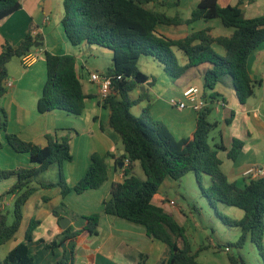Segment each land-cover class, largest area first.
Listing matches in <instances>:
<instances>
[{
    "label": "trees",
    "instance_id": "1",
    "mask_svg": "<svg viewBox=\"0 0 264 264\" xmlns=\"http://www.w3.org/2000/svg\"><path fill=\"white\" fill-rule=\"evenodd\" d=\"M180 3L181 0H64L62 27L69 43L76 47L96 45L113 52L112 66L104 72L111 78L112 92L102 103L110 111L109 125L121 138L125 150L120 162L124 164L125 160H129L130 165L124 170V181L112 186V196L105 202L104 211L144 226L149 238L166 244L169 248L166 264H203L198 261V252L208 247L194 253L186 228L165 209L153 203L168 177L180 181L194 172L202 195L222 222L241 229L242 234L235 247L241 249L251 239L264 257V176L258 179L246 177L243 184H238L224 173L219 152L227 149L222 144L212 146L210 142L211 133L218 127L217 122L209 120L215 108L211 105L198 112L193 135L180 140L164 123L152 117L151 105L141 117L132 113L133 107L150 97L143 92L138 99H132L131 94L149 81L151 86L155 84V79L149 78L138 67L143 56L159 61L173 79L182 78L191 68L208 64L210 67L205 72L204 88L213 91L225 77H231L236 95L243 104L255 94L257 83L249 74L248 60L264 44V15L246 18L239 6L223 7L219 0H201L188 19H184L179 11L169 15L168 10L178 9ZM21 7L19 0H0V21ZM215 19L224 28L233 30L232 35L214 37L212 29L206 28L194 31L183 39H172L158 31L159 25L179 27ZM37 41L38 38L28 35L17 48L9 43L3 46L0 53V100L8 93L5 84L9 79V63L33 52ZM215 45L222 47L225 55H220ZM176 51L185 55L186 65L180 64ZM45 61L47 81L38 102L39 113L63 111L73 116L82 115L92 96L85 93L75 56L46 52ZM218 97L214 94L209 99L214 102ZM7 126L6 117L0 109V131L6 130ZM62 131L66 132L61 134ZM71 132V129H62L47 135L44 147L23 141L14 134L7 135V141L15 152L29 154L32 162L39 166L16 170L0 167V182L17 178L16 184L6 193L16 196L12 213L0 210V247L19 232L24 220V207L39 188L58 187L65 199L72 192L84 194L89 190H98L108 181L106 159L110 154L102 156L95 153L84 177L74 186L67 183L62 165L73 161ZM244 145L242 141L235 140L228 153L229 159L236 160ZM3 148L4 143L0 140V152ZM135 163L140 164L145 179L134 173ZM53 165L60 168L58 181H41L42 175ZM203 175L211 180L207 189L201 184ZM221 204L241 209L244 217L241 220L227 217L219 210ZM64 206L62 204V208ZM54 215L59 220L63 218L59 210H54ZM100 218L98 213L83 216V228L74 230L70 226L64 230L60 243L48 244V250L64 246L63 256L53 264H74L77 241L86 231L97 235ZM38 225L36 220L30 222L25 241L10 251L4 260L0 259V264H37L32 245ZM230 264L245 262L242 258L231 256Z\"/></svg>",
    "mask_w": 264,
    "mask_h": 264
},
{
    "label": "crops",
    "instance_id": "2",
    "mask_svg": "<svg viewBox=\"0 0 264 264\" xmlns=\"http://www.w3.org/2000/svg\"><path fill=\"white\" fill-rule=\"evenodd\" d=\"M19 2L21 9L0 21V53L6 43L14 48L19 47L28 35L38 38L37 42H43L44 45L34 48L33 52L41 53V57L30 67L25 68L19 58L13 59L8 65L9 80L13 86L0 100V109L8 124L6 130L0 131V140L4 143V148L0 152V167L5 170H16L39 166L32 162L29 154L15 152L7 141V135L14 134L23 141L44 147L47 145V135L54 134L57 130L71 129L73 161L62 165L67 183L74 186L84 177L95 153L102 156L110 154L106 159L109 179L98 190H89L84 194L72 192L65 199L58 187L39 188L24 207V220L19 232L14 239L0 247V259L4 260L10 251L25 241L32 220L39 222L32 245L37 264H53L61 258L64 246L53 250L47 249L48 244L60 243L63 240V232L66 229L62 228L60 220L54 215V210H59L63 218L70 220L69 227L72 226L74 230L81 229L85 225L83 216L97 213L101 216L98 234L86 231L77 241L74 264H166L169 258V248L166 244L149 238L144 226L108 215L104 211L105 202L112 196V186L125 179L126 165L120 162L125 150L121 138L109 125L110 111L100 101L97 85L90 81L89 74L83 77L81 70L85 69V65L78 62L77 57L67 46L66 40L59 44L53 43L52 47L48 46L49 40L51 41L55 35L60 39L63 37L64 0H60L58 4L55 0H19ZM200 2L201 0H181L177 10L180 12L181 9H192L193 11ZM219 4L223 7L239 6L245 17L249 19L264 15V0H219ZM179 27L187 28L183 37L172 38L167 34L164 35L172 39H183L194 31L206 28L212 29L214 37H229L233 33L224 30L217 19L209 22L198 21ZM158 31L161 34L165 33L159 27ZM214 48L220 55H225L222 47L215 45ZM46 52L75 56L78 75L82 82L83 78L87 79L88 86H84L85 93L92 96L87 101L82 115L73 116L63 111L39 113L38 102L47 81ZM186 64L187 59L184 65ZM209 67L210 65L206 64L191 68L182 78L165 82L164 88L151 86L149 81V84L142 86L145 91L139 89L132 93L131 97L138 99L141 93L147 92L150 99L138 104L141 113L151 105L152 117L164 123L177 140L193 135L198 113L190 107L180 110L173 105V101L184 100V93L192 87L201 90L208 100V106L212 105L216 108L217 102L224 100L225 106L213 111L221 117L214 121L218 123V127L213 131L214 135H210V142L212 146L222 144L226 147V151L219 152L222 170L231 181L243 184L252 168L264 170V44L254 51L248 60L249 74L257 85L254 96L245 104L239 101L231 77H225L213 91L204 88L205 72ZM214 94L219 97L213 102L209 98ZM65 132L62 131L61 134ZM235 140L242 141L245 145L238 158L231 160L228 153L234 147ZM134 166V173L137 175L138 163ZM54 167H56L54 170L50 168L43 174L41 181H58L60 168L58 165ZM50 173L53 180L48 179ZM16 182L17 178H12L0 184V189L3 190L0 192V210L3 213L13 211L16 196L4 195ZM208 184L210 186L211 183ZM179 187L181 186L178 181L168 177L153 199V203L165 209L185 227L188 219L186 209L168 197L169 191ZM172 201L176 206L170 204ZM62 204L65 205L63 208Z\"/></svg>",
    "mask_w": 264,
    "mask_h": 264
},
{
    "label": "rangeland",
    "instance_id": "3",
    "mask_svg": "<svg viewBox=\"0 0 264 264\" xmlns=\"http://www.w3.org/2000/svg\"><path fill=\"white\" fill-rule=\"evenodd\" d=\"M58 4L60 0H55ZM177 9H171L168 11L169 15H175ZM192 9H181L180 13L183 18H188L191 15ZM161 30L172 38L183 37L185 34L186 27H168L159 25ZM224 30L232 32L233 30L223 28ZM61 39L58 35H55L52 40H49L50 47L54 44L67 42L72 53L77 57L78 62L85 65V69L81 70L83 77L90 74L89 72H106L108 68L112 66L113 52L96 45L83 44L82 46L76 47L68 43L64 31L62 29ZM69 51V50H68ZM71 53V52H70ZM176 55L181 65L186 63V57L182 52L176 51ZM18 58H15L17 60ZM139 69L147 75L149 78L155 79V86L158 88H164L165 82L173 80L164 71L163 65L155 58L150 56H143L139 60ZM191 70V69H190ZM194 71V70H193ZM192 71V72H193ZM198 72V71H196ZM86 78H83L84 86L87 87ZM177 80V79H176ZM170 82V81H169ZM132 113L136 117H141V107L136 105L132 109ZM221 116L213 112L209 118L211 122L219 120ZM214 135L212 132L211 136ZM89 144L92 142L88 141ZM53 165L50 170H54ZM52 172V171H50ZM64 177V171L62 172ZM137 176L141 179H145V174L138 163ZM52 173L49 174L48 179L51 178ZM43 176V175H42ZM211 183L210 177L203 175L201 178V184L205 189L209 187ZM1 184V182H0ZM181 186L176 190L168 192L169 199L175 200L178 204L186 209L187 222L185 228L187 230V236L191 244V248L194 253L198 252L199 249L208 247L205 250L198 252V261L203 264H230V257L235 256L236 258H242L245 264H264V257L256 245L248 239L244 247L238 249L235 244L241 237V229L236 227L227 226L218 217L215 210L209 205L207 199L202 195L201 186L197 180L194 172L189 173L187 176L178 181ZM1 187V185H0ZM3 190L0 189V192ZM6 196V194H5ZM219 210L229 218L238 220L243 218L244 212L236 207L227 206L224 204L219 205ZM191 212V214L189 213ZM11 221V218H10ZM20 237V235H17ZM229 246L231 249L230 253L225 252V247ZM221 248V250H220Z\"/></svg>",
    "mask_w": 264,
    "mask_h": 264
},
{
    "label": "built area",
    "instance_id": "4",
    "mask_svg": "<svg viewBox=\"0 0 264 264\" xmlns=\"http://www.w3.org/2000/svg\"><path fill=\"white\" fill-rule=\"evenodd\" d=\"M40 57H41V53L31 52L21 59L22 65L25 68H28L32 64H34L36 61H38ZM89 79L92 83L97 85L100 101L103 102L104 100H106L112 92L111 78H109L105 73L90 72ZM5 85L7 89L13 86L12 82L9 79L6 81ZM173 105L178 107L180 110L190 107L195 112L198 113L208 106V100L203 97V94L199 88L192 87V88H189L184 93V100L180 102L173 101ZM224 106H225V102L223 100H219L217 102V107L215 109L218 111L220 110V108ZM124 164L126 165V167H128L130 165L129 160H125ZM263 176H264V170L261 168H252L251 170H249L248 174L246 175V177L251 178V179H258ZM170 204L172 206H176V203L173 201L170 202ZM225 252L227 253L231 252V249L229 246L225 247Z\"/></svg>",
    "mask_w": 264,
    "mask_h": 264
},
{
    "label": "water",
    "instance_id": "5",
    "mask_svg": "<svg viewBox=\"0 0 264 264\" xmlns=\"http://www.w3.org/2000/svg\"><path fill=\"white\" fill-rule=\"evenodd\" d=\"M43 45H44V43L43 42H40V43H37L35 45V47H41ZM141 89L143 91H145V88L144 87H142ZM122 166H123V164H121V167ZM60 225L62 226L63 229H67L69 227V225H70V220L68 218H63V219L60 220Z\"/></svg>",
    "mask_w": 264,
    "mask_h": 264
}]
</instances>
